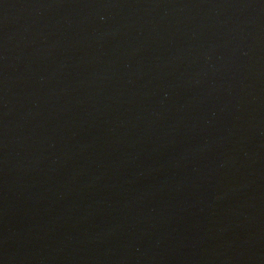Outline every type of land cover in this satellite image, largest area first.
Here are the masks:
<instances>
[{
	"label": "water",
	"instance_id": "obj_1",
	"mask_svg": "<svg viewBox=\"0 0 264 264\" xmlns=\"http://www.w3.org/2000/svg\"><path fill=\"white\" fill-rule=\"evenodd\" d=\"M0 264H264V0H0Z\"/></svg>",
	"mask_w": 264,
	"mask_h": 264
}]
</instances>
